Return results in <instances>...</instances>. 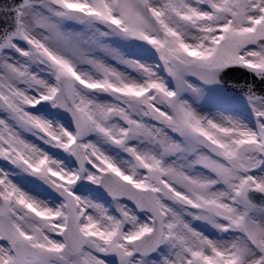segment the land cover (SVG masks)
I'll return each instance as SVG.
<instances>
[{
  "label": "snow or ice",
  "instance_id": "1",
  "mask_svg": "<svg viewBox=\"0 0 264 264\" xmlns=\"http://www.w3.org/2000/svg\"><path fill=\"white\" fill-rule=\"evenodd\" d=\"M0 264H264V0H0Z\"/></svg>",
  "mask_w": 264,
  "mask_h": 264
}]
</instances>
